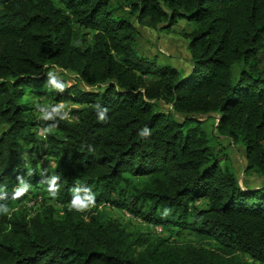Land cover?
<instances>
[{
  "label": "trees",
  "instance_id": "trees-1",
  "mask_svg": "<svg viewBox=\"0 0 264 264\" xmlns=\"http://www.w3.org/2000/svg\"><path fill=\"white\" fill-rule=\"evenodd\" d=\"M179 20L182 76L136 52V25ZM263 50L264 0H0V264H264V181L243 190L223 145L264 177ZM45 91L33 123L22 99ZM105 205L193 240L133 233Z\"/></svg>",
  "mask_w": 264,
  "mask_h": 264
},
{
  "label": "rangeland",
  "instance_id": "rangeland-1",
  "mask_svg": "<svg viewBox=\"0 0 264 264\" xmlns=\"http://www.w3.org/2000/svg\"><path fill=\"white\" fill-rule=\"evenodd\" d=\"M136 28L137 45L138 50L140 51L136 52L153 61L156 66H160L161 64L169 65L180 71L181 76L186 75L185 73L190 70L191 62L190 53L188 50L189 41L180 33V30H186L188 28V25L183 20H179L171 30L160 31L143 25H136ZM258 59L260 67L264 68V50L260 52ZM43 74L46 75L47 80L56 87L64 88L77 83V78L74 73L62 70L56 66H48ZM148 79L149 78L145 77V80ZM104 86L105 85H94L93 87H90L81 83V87L86 91L98 92ZM47 94L48 91H45V94L44 92H42V94L40 92H34L33 94L24 96L22 99L23 103H27L33 107V116H36L32 119L33 123L34 120L37 121L42 112L53 108L51 102L52 100H50ZM55 107L56 109L63 111L69 120H76L75 115L71 114L77 108L75 103L71 101H65L63 103L57 104ZM201 118L207 119L205 123L207 132L212 128V123H217L218 120V116L214 114L204 115L201 116ZM38 132H41V130H38ZM36 139L41 147L40 149H43V145L40 144V140L38 139L37 135ZM223 145L226 146L229 155L232 156L235 166L238 168V182L243 190H246L247 188L256 189L257 185L263 183L264 177L259 178L256 174L252 173L245 174L244 152L241 148L234 146L232 142L227 139L223 140ZM144 180L145 179L143 178H139L135 181L140 185ZM27 202L28 201L23 199L21 205L26 203L25 208L28 209L36 207L35 203L32 201H29L28 203ZM47 202L52 203L51 200H47ZM198 206L205 207L206 200H200L198 202ZM80 209L83 208L80 207ZM100 210L107 217L126 225L128 230L133 233H142L149 238L164 237L169 241L176 243H184L188 242L189 240H193V237L189 235L187 231H181L179 229L161 230L160 227L149 226L141 220L132 218L127 214L126 211L121 209H114L105 205L101 206Z\"/></svg>",
  "mask_w": 264,
  "mask_h": 264
},
{
  "label": "clouds",
  "instance_id": "clouds-1",
  "mask_svg": "<svg viewBox=\"0 0 264 264\" xmlns=\"http://www.w3.org/2000/svg\"><path fill=\"white\" fill-rule=\"evenodd\" d=\"M21 194H23V193H18L17 195H21Z\"/></svg>",
  "mask_w": 264,
  "mask_h": 264
}]
</instances>
